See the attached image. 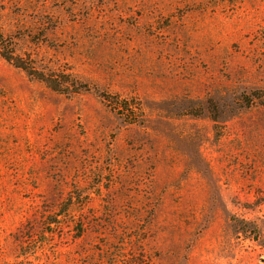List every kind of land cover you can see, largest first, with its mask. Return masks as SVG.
Segmentation results:
<instances>
[{"label":"rangeland","instance_id":"rangeland-1","mask_svg":"<svg viewBox=\"0 0 264 264\" xmlns=\"http://www.w3.org/2000/svg\"><path fill=\"white\" fill-rule=\"evenodd\" d=\"M263 104L264 0H0V264H264Z\"/></svg>","mask_w":264,"mask_h":264},{"label":"trees","instance_id":"trees-1","mask_svg":"<svg viewBox=\"0 0 264 264\" xmlns=\"http://www.w3.org/2000/svg\"><path fill=\"white\" fill-rule=\"evenodd\" d=\"M1 55L7 62L13 64L16 68L25 71L31 79L43 83L47 88L57 94L72 96L91 91L89 86L76 80L72 74L66 71L60 69H56V71L37 70L22 58L15 56L6 44H1ZM45 222L49 226L56 225V222H50L48 218H45Z\"/></svg>","mask_w":264,"mask_h":264}]
</instances>
